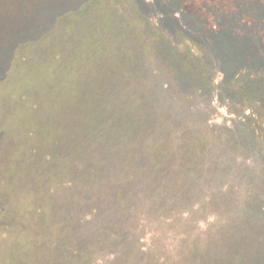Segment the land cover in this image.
Returning <instances> with one entry per match:
<instances>
[{"label": "trees", "instance_id": "16d2710c", "mask_svg": "<svg viewBox=\"0 0 264 264\" xmlns=\"http://www.w3.org/2000/svg\"><path fill=\"white\" fill-rule=\"evenodd\" d=\"M148 1H72L52 9V19L41 18L35 0L0 1V264H141L162 253L167 230L179 233L183 212L197 219L214 205L212 180L225 164L205 132L218 130L207 117L229 87L224 77L211 98L210 79L201 73L204 85L194 86L188 72L179 74L173 41L147 31ZM178 1L180 35L194 24L191 34L211 39L213 49L225 51L218 42L227 37L235 47L246 43L264 74V0ZM132 12L144 23L130 24ZM161 81L186 100L179 115L193 118H179V128L192 133L190 143L186 135L169 141ZM253 94L249 102L263 110L264 87ZM253 121L244 120L250 132ZM263 196L216 201L215 221L236 215L246 234L264 228Z\"/></svg>", "mask_w": 264, "mask_h": 264}, {"label": "rangeland", "instance_id": "374dc122", "mask_svg": "<svg viewBox=\"0 0 264 264\" xmlns=\"http://www.w3.org/2000/svg\"><path fill=\"white\" fill-rule=\"evenodd\" d=\"M31 1L24 0V3L28 4ZM35 1L39 5L44 6L41 18L52 19V9L69 6L72 1L76 3L79 0H63L61 2L57 0ZM43 1L46 2L42 3ZM128 1L98 0V3L103 7H115L116 4L121 7L122 4H128ZM148 2L151 5L148 6V13L145 15L150 18V22H147V31L155 34V30L160 29L159 31H161V35H164V38L173 41L174 47L179 50V74L184 75L188 72L194 86H203L204 84H199V77H197L202 73L204 76L202 77V82L205 83L210 79L208 88L206 87L204 90H206L208 97L211 98L214 97V92L219 85L223 84L224 77L229 88L227 91L225 88L223 89L225 97L222 96L220 101H218V110L211 111L208 114L210 117H207L213 122L215 127H219L218 130L209 128L205 132L208 134V138L220 143L216 160L225 164L220 169L218 168L217 176L212 180L214 185L213 195H215L214 205H212V208L209 207L205 211L198 212L197 219H187L186 217L191 212H183L187 220L184 219V223L179 220V233L177 234V231H173L178 229H172L167 230V233L161 236L170 235L164 237L165 245H162V247H165L161 248L162 253L157 252V258L149 256L145 258V261H139V263L251 264L253 261H258V263L264 264V228L256 227L250 229V232L246 234V230L241 228L242 217H237L232 213L230 214L235 216L234 218L229 215L225 221H215L221 219L220 213H222L221 210H218L221 209V206L216 204V201L226 199L234 201L235 205H242L249 192L257 197L262 193L264 194V101L257 97L263 104V110H261L257 102L251 103L248 100V96L255 95L253 93H256V89L260 84L264 87V83H262L264 74L256 67V63L260 59L257 58L254 51L246 47V43L242 47H235L231 45L228 37V39L222 38L218 42L225 48V51L213 49L211 39L207 37L197 38L193 36L194 34H191L194 24H191L190 28L186 26L189 28L188 32H186L188 34L180 35L178 0H165V2L163 0L161 2L149 0ZM13 6L17 7L18 2L14 1ZM100 10H103V8H100ZM131 16L130 24L141 25L144 23L145 17L143 18V15L139 14V16H136L132 12ZM116 19L120 20L121 15L116 14ZM116 29L118 28L116 27ZM143 30H145V27H143ZM146 34L145 31L137 33L136 38H139V36L143 37ZM211 63H213L214 68H219V70H215V74L210 72ZM162 76L159 73V79ZM196 78L198 79L196 80ZM161 82L157 83V88L160 91L159 99L165 105L164 111H167L170 125L173 126L172 132L168 134L169 141L178 140L179 142V137L186 135L185 141L190 143L192 141V133L185 134V131L179 128V118L187 120L193 118L192 115L189 117L187 114L179 115V106L183 103L181 106L183 109L186 100L179 96V90L176 86L173 87L167 84L164 88L165 83ZM187 90L189 89L187 88ZM151 107L153 108L152 120H160L162 108L155 106V102L151 104ZM251 117L255 118V121L250 122L253 125V128H250L252 133L244 124V120L250 121ZM203 121L207 120L204 119ZM221 125L224 128L228 125L234 128H226V131H219ZM180 130L183 132H180ZM217 191H223L226 194H217ZM222 218H225V215ZM224 222L226 223L222 226ZM254 251L257 253H254ZM220 252L223 253L220 254ZM88 262L103 264L101 261L98 263H96L97 261ZM135 262L130 261L131 264ZM123 264L125 263L123 262Z\"/></svg>", "mask_w": 264, "mask_h": 264}]
</instances>
